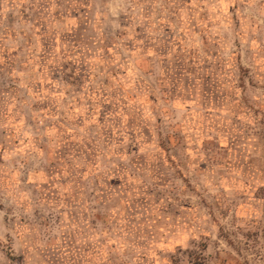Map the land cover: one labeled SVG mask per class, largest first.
I'll list each match as a JSON object with an SVG mask.
<instances>
[{
  "label": "rangeland",
  "instance_id": "1",
  "mask_svg": "<svg viewBox=\"0 0 264 264\" xmlns=\"http://www.w3.org/2000/svg\"><path fill=\"white\" fill-rule=\"evenodd\" d=\"M0 264H264V0H0Z\"/></svg>",
  "mask_w": 264,
  "mask_h": 264
}]
</instances>
